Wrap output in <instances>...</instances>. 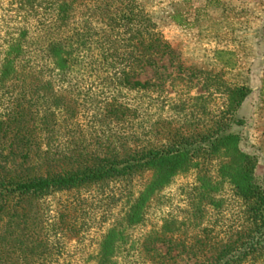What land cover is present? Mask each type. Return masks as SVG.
Wrapping results in <instances>:
<instances>
[{
    "label": "trees",
    "instance_id": "obj_1",
    "mask_svg": "<svg viewBox=\"0 0 264 264\" xmlns=\"http://www.w3.org/2000/svg\"><path fill=\"white\" fill-rule=\"evenodd\" d=\"M100 1L105 0H0V264L45 259L46 247L36 253V247L25 242L33 233L20 230L30 216L25 205L31 200L151 173L133 194L123 219L135 226L145 220L155 197L190 169L199 170L190 201L193 211L185 219L168 215L150 236L154 245H169L168 252L159 255L171 254L193 218L222 212V194L228 185L244 204L248 226L239 240L218 242L220 248L207 264H230L256 252L264 258V186L256 178L259 157L243 150L242 136L233 128L243 124L236 113L250 96L249 87L227 86L225 116L197 135L159 144L82 139L79 117L86 99L81 97L84 85L75 80L105 71L113 84L145 90L150 82L139 78L141 71H158L159 62L172 52L131 1L118 7L116 0H106L104 13L92 16L105 22L106 42L92 40L83 8H97ZM116 29L129 35L121 60L120 49L111 40ZM115 101L110 96L104 100L103 120L122 119L130 110ZM72 129L75 138L69 137ZM207 162L215 163L217 177L200 169ZM124 234L117 223L103 234L97 264L112 263L114 248Z\"/></svg>",
    "mask_w": 264,
    "mask_h": 264
},
{
    "label": "rangeland",
    "instance_id": "obj_2",
    "mask_svg": "<svg viewBox=\"0 0 264 264\" xmlns=\"http://www.w3.org/2000/svg\"><path fill=\"white\" fill-rule=\"evenodd\" d=\"M129 1L172 52L159 62L158 71H141L139 78L150 82L145 90L113 84L105 71L75 80L84 85L81 97L86 99L79 117L82 139L159 144L197 135L225 116L227 86H246L251 94L236 113L243 124L233 128L242 136L243 150L259 157L256 178L264 186V0H116L115 4L119 7ZM105 2L97 3V8H83L87 33L103 45L107 27L92 16L104 13ZM128 38L120 29L111 36L120 49V60L125 58ZM109 96L130 109L122 119L100 117ZM73 121L70 118V124ZM74 132L72 129L69 137L75 138ZM201 168L217 177L215 163H204ZM198 173V169H190L177 175L155 197L145 220L135 226L123 219L133 194L151 173L31 200L25 205L31 209L30 216L20 230L33 233L25 242L34 245L36 253L46 247L45 259L34 256L37 261L31 264H97L102 236L116 223L125 234L114 248L110 264H207L220 244L239 240L248 226L244 204L228 185L222 194V212L206 218L192 215L167 258L159 254L165 255L169 245L157 246L149 239L168 215L191 216ZM155 248H160L158 253ZM230 264H264V258L262 252H256Z\"/></svg>",
    "mask_w": 264,
    "mask_h": 264
}]
</instances>
